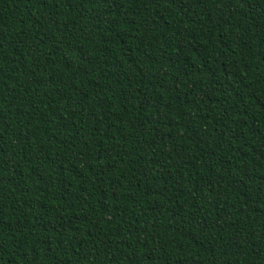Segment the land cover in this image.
I'll list each match as a JSON object with an SVG mask.
<instances>
[{
    "label": "trees",
    "instance_id": "obj_1",
    "mask_svg": "<svg viewBox=\"0 0 264 264\" xmlns=\"http://www.w3.org/2000/svg\"><path fill=\"white\" fill-rule=\"evenodd\" d=\"M0 264H264V0H0Z\"/></svg>",
    "mask_w": 264,
    "mask_h": 264
}]
</instances>
